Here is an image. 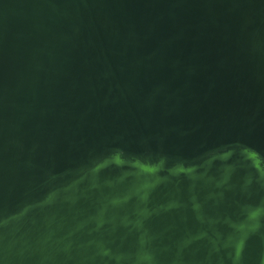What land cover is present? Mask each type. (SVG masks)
Masks as SVG:
<instances>
[{
  "label": "water",
  "instance_id": "obj_1",
  "mask_svg": "<svg viewBox=\"0 0 264 264\" xmlns=\"http://www.w3.org/2000/svg\"><path fill=\"white\" fill-rule=\"evenodd\" d=\"M0 264H264V0H0Z\"/></svg>",
  "mask_w": 264,
  "mask_h": 264
}]
</instances>
